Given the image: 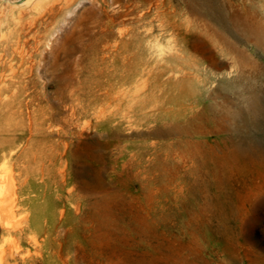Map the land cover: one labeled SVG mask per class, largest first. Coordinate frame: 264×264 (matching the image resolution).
<instances>
[{
    "label": "rangeland",
    "instance_id": "obj_1",
    "mask_svg": "<svg viewBox=\"0 0 264 264\" xmlns=\"http://www.w3.org/2000/svg\"><path fill=\"white\" fill-rule=\"evenodd\" d=\"M214 1L0 0V264H264V153L214 120L264 100V0Z\"/></svg>",
    "mask_w": 264,
    "mask_h": 264
},
{
    "label": "bare ground",
    "instance_id": "obj_2",
    "mask_svg": "<svg viewBox=\"0 0 264 264\" xmlns=\"http://www.w3.org/2000/svg\"><path fill=\"white\" fill-rule=\"evenodd\" d=\"M204 2L206 4H208V6H210L212 13H214L216 17V19L221 22L222 24H225L226 19L223 18L222 16L220 17V15H217V10L215 9V1L214 0H204ZM199 10V9H198ZM222 10V9H221ZM208 16V15H207ZM229 18V17H228ZM245 18V17H244ZM247 18V17H246ZM231 18H229L230 20ZM240 18L235 19L236 23H240ZM253 21V20H252ZM238 25V24H237ZM226 27V26H225ZM243 31V33L245 34L247 43L248 42H252L253 46L255 47H262L263 51H264V28L260 27L259 25L255 24V23H249L246 22V25H244L243 27H240ZM223 29V28H222ZM237 29V28H236ZM226 30V29H225ZM242 31H240V33H242ZM216 33V32H215ZM238 33V32H237ZM243 34V35H244ZM209 36V35H208ZM216 36V34H215ZM232 36V35H231ZM241 36V35H240ZM224 37V36H223ZM227 37V36H226ZM243 37V36H242ZM222 39V37H221ZM225 39V38H224ZM220 40V38H219ZM223 40V39H222ZM221 40V41H222ZM220 41V42H221ZM211 42V41H210ZM219 43V42H218ZM222 43V42H221ZM227 47L224 48H228L229 51L231 52H236L237 54H239L240 56H245L244 50L241 48L239 49L238 46L234 45L231 42H225ZM235 43V42H234ZM207 44V43H206ZM208 45V44H207ZM218 45V44H217ZM224 45V44H223ZM211 46V45H210ZM221 46V45H220ZM261 48V49H262ZM211 50V48H209ZM209 49L207 46H203L202 48H199L197 51V55L196 58L191 61L192 64H190V62L187 64L188 66L194 65L195 67H201L202 65V58H199V56L201 57H208ZM215 49V48H214ZM189 54V53H188ZM192 57V55H189ZM210 56V55H209ZM212 56V55H211ZM218 56V55H217ZM220 56V54H219ZM235 56V55H234ZM249 56V55H248ZM246 56V57H248ZM230 57V56H229ZM228 57V58H229ZM190 58V57H187ZM212 58V57H211ZM215 58V57H214ZM217 58V57H216ZM193 59V58H191ZM213 59V58H212ZM227 59V58H226ZM239 60V59H237ZM214 61V60H212ZM218 61V60H217ZM253 61V60H252ZM255 61V60H254ZM188 62V61H187ZM220 62V60H219ZM243 62V61H242ZM256 62V61H255ZM258 62V61H257ZM212 63V62H211ZM216 64V63H215ZM219 64V63H217ZM221 64V63H220ZM223 64H225V62H223ZM243 64V63H242ZM173 65V64H172ZM244 65V64H243ZM251 65V64H250ZM257 65V63H256ZM187 66V67H188ZM216 66V65H215ZM239 66V65H238ZM173 67V66H172ZM214 67V66H213ZM218 67V65H217ZM224 67V66H223ZM257 67V66H256ZM166 68V67H165ZM253 68L252 66L250 67V69ZM169 69V68H168ZM174 69V68H173ZM201 69V68H199ZM197 69V70H199ZM202 70H204V68H202ZM255 70V68H254ZM206 71V70H205ZM203 71L204 75L202 76V78H199V82H206V80L208 79V74L207 72ZM262 71V69H261ZM210 74V73H209ZM238 74V73H237ZM242 75V74H241ZM240 75V76H241ZM250 75V73H249ZM247 75V76H249ZM253 75V73H252ZM255 76V75H253ZM201 77V76H200ZM246 77V74H245ZM251 77V76H250ZM248 78V77H247ZM235 79V78H234ZM238 79V78H237ZM252 79V77H251ZM239 80V79H238ZM247 80V79H246ZM243 80H241L242 82ZM4 82V81H3ZM239 82V81H237ZM232 83V82H231ZM229 83V84H231ZM244 83V82H243ZM248 83V82H247ZM246 83V84H247ZM238 84V83H237ZM241 84V83H240ZM251 84V83H250ZM234 85V84H232ZM231 85V86H232ZM222 86V85H221ZM230 86V87H231ZM238 86V85H237ZM250 86V85H249ZM253 86V85H252ZM260 86V85H258ZM226 87V86H225ZM229 87V89H230ZM242 87V86H241ZM244 87V86H243ZM251 87V86H250ZM255 87V85H254ZM240 88V87H239ZM214 89V88H213ZM233 89V88H232ZM241 89V88H240ZM246 89V88H244ZM261 89V88H260ZM223 90V89H222ZM253 90V89H251ZM256 90V89H255ZM243 91V89H242ZM245 91V90H244ZM262 91V90H261ZM237 92V91H235ZM234 92V93H235ZM241 92V91H239ZM253 92V91H252ZM255 92V91H254ZM253 92V93H254ZM263 92V91H262ZM199 93V92H198ZM243 93V92H242ZM238 94V93H237ZM248 94V92H247ZM197 99V98H196ZM244 102H246L247 104V109H243V108H239L237 107L234 111H226L220 118H215L214 120L216 122L222 123V121H226L227 119L232 122L231 124H233V130L234 132L237 134L236 136V140L233 141V154H236L237 156H240V158H248L251 159L253 155H261L264 153V146L263 143L256 137L249 135V131L252 128H259L262 124V119L261 117L263 116V112H264V100L261 98V96L257 93H254L252 95H250L249 97H247L245 100H243ZM191 102V101H190ZM212 108V107H211ZM213 111V110H211ZM217 114V113H215ZM264 117V116H263ZM214 121V122H215ZM196 125V124H195ZM187 127V126H186ZM191 128V127H190ZM228 128V127H227ZM218 129V128H217ZM191 130V129H190ZM197 131V130H196ZM213 131V130H212ZM200 132V131H199ZM198 132V133H199ZM186 138V137H185ZM199 140V139H198ZM181 141V140H179ZM190 141V140H189ZM222 141V140H221ZM190 143V142H189ZM200 144V143H199ZM190 145V144H189ZM172 146V145H171ZM224 147V146H222ZM231 147V146H230ZM211 148V147H210ZM225 149V148H224ZM215 150V149H214ZM234 157V156H233ZM242 158V160H244ZM241 160V159H240ZM243 162V161H242ZM256 162V161H255ZM237 163V162H236ZM243 164V163H242ZM241 164V166H242ZM218 165V164H217ZM244 165V164H243ZM223 166V165H222ZM4 168H6V163H4L1 167V170H3ZM216 168V167H215ZM0 170V171H1ZM216 173V172H215ZM174 177V176H173ZM230 180V179H229ZM218 181V180H217ZM223 183V182H221ZM229 187V186H228ZM15 193L14 189H10V187L7 184L1 183L0 182V204H4L5 200L7 201L8 198H11V196ZM211 199V198H210ZM204 200V199H203ZM211 202V201H209ZM201 203V202H200ZM224 205V204H223ZM9 207V209L12 210V203L11 205H7ZM204 206V205H203ZM207 214V213H206ZM205 214V215H206ZM231 217V216H230ZM206 220V219H204ZM211 223V222H210ZM197 245V244H196Z\"/></svg>",
    "mask_w": 264,
    "mask_h": 264
}]
</instances>
